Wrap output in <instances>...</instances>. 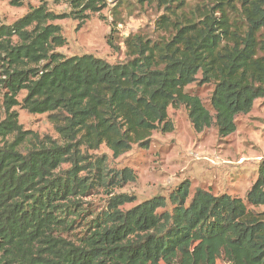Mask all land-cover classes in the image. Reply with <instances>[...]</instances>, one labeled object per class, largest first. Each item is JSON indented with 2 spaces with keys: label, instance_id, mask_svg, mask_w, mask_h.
I'll use <instances>...</instances> for the list:
<instances>
[{
  "label": "trees",
  "instance_id": "obj_1",
  "mask_svg": "<svg viewBox=\"0 0 264 264\" xmlns=\"http://www.w3.org/2000/svg\"><path fill=\"white\" fill-rule=\"evenodd\" d=\"M137 1L164 9L156 25L165 35L129 34L125 62L57 51L66 39L53 21L84 18L105 0H67L69 15L42 3L0 26V264H264V210L248 208L264 206V160L246 201L201 188L190 198L183 182L171 209L163 196L124 209L135 197L114 189L135 173L88 154L147 146L154 130H172L170 106L185 105L197 131L234 133L236 117L264 97V0ZM198 74L214 84L213 112L186 90ZM16 105L49 113L62 141L37 137L24 152ZM102 190L107 205L93 209L85 200Z\"/></svg>",
  "mask_w": 264,
  "mask_h": 264
},
{
  "label": "rangeland",
  "instance_id": "obj_2",
  "mask_svg": "<svg viewBox=\"0 0 264 264\" xmlns=\"http://www.w3.org/2000/svg\"><path fill=\"white\" fill-rule=\"evenodd\" d=\"M122 1V2H121ZM125 1V2H124ZM193 0V4H195ZM45 3L58 14L69 15L67 0H26L15 6L10 0H0V26L11 25L23 17L32 7ZM106 6L99 11H86L84 18L62 16L53 21L61 26L66 44L57 49L66 56L93 54L111 63L128 59L125 38L141 31L150 37L165 35L156 22L164 13L155 3L142 5L137 0H105ZM113 41V44L109 40ZM1 77V76H0ZM202 75L186 90L201 97L213 112L210 98L214 90L212 82L203 83ZM6 88L0 83V118L6 117ZM26 91L18 95L22 101ZM19 115V123L27 132L28 141L22 149L26 152L38 138L62 141V137L49 117V113H31L21 105L13 107ZM172 130H154L147 146L133 144L132 148L114 156L105 144L91 149L94 158L107 157V166L112 170L128 168L135 173V180L114 189L115 193H127L135 201L125 204L128 209L154 196L166 198L167 209L173 204L170 196L183 182L190 184V198L197 189H205L214 195L230 194L246 201V195L258 178V168L264 160V97L255 100L252 110L236 117L237 129L222 136L216 125L197 131L185 105L168 109ZM38 137V138H37ZM70 167L63 164L62 169ZM189 198V199H190ZM109 196L102 190L85 200L93 209L101 210L107 205ZM248 208L256 212L264 206ZM216 264H231L224 258Z\"/></svg>",
  "mask_w": 264,
  "mask_h": 264
}]
</instances>
